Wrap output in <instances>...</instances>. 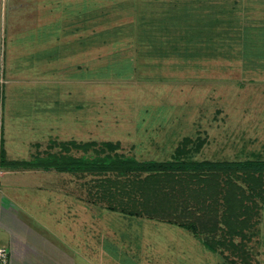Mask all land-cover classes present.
<instances>
[{"label":"rangeland","instance_id":"1","mask_svg":"<svg viewBox=\"0 0 264 264\" xmlns=\"http://www.w3.org/2000/svg\"><path fill=\"white\" fill-rule=\"evenodd\" d=\"M20 2L25 4L5 2L0 16L4 39L2 25L10 19L4 9L33 11L24 34L26 57L19 63L26 71L17 82L24 94L9 99L6 136L5 109L0 113V134L10 154L89 155L93 150H65L61 142L94 139L119 141L117 150L137 159L264 160V29L258 37L251 31L264 26V0ZM246 28L250 33L244 38ZM13 82L2 81L4 108L5 88ZM28 94L35 98L27 105L39 109L14 115ZM13 169L6 179L26 176L23 167ZM45 169L33 178L39 179L41 199L62 196L74 208H87L91 252L105 239L98 257H90L99 264H246L231 261L220 247L210 249L176 223L105 208L106 200L97 195L102 178H115L112 173ZM130 175L137 183L147 172ZM118 191L115 204L126 198ZM256 201L244 242L252 264H264V203Z\"/></svg>","mask_w":264,"mask_h":264},{"label":"trees","instance_id":"2","mask_svg":"<svg viewBox=\"0 0 264 264\" xmlns=\"http://www.w3.org/2000/svg\"><path fill=\"white\" fill-rule=\"evenodd\" d=\"M254 28L251 31L260 34L264 26ZM244 32L247 33L245 38L250 31L246 28ZM259 34L257 37L262 35ZM61 145L65 150L75 147L83 151L91 149L93 153L72 156L61 151H47L44 155L35 153L29 159H8L1 145L0 167L112 173L115 178H102L101 191L97 195L98 200H106L107 203H103L105 208L130 215L146 213L149 217L176 223L201 236L210 249L220 247L222 251L227 250L232 255L231 261L239 258L246 264H252L244 239L249 238L248 230L254 224L250 220L251 215L258 211L256 199L264 203V160L160 161L137 159L119 152V141L69 140L68 143L61 142ZM143 172H147L146 177L137 183L129 179L130 174ZM221 175H225L223 180L218 179ZM117 188L118 194L126 198L122 196L115 204L112 199L116 198ZM135 194L136 199H133ZM208 220L212 221V229L207 226ZM235 236L242 239L236 241Z\"/></svg>","mask_w":264,"mask_h":264},{"label":"crops","instance_id":"3","mask_svg":"<svg viewBox=\"0 0 264 264\" xmlns=\"http://www.w3.org/2000/svg\"><path fill=\"white\" fill-rule=\"evenodd\" d=\"M20 1L6 0L3 2V0H0V16L3 13L5 2H7V5L13 4V6L22 7L25 3ZM17 8L4 9L6 17L10 19L7 20L4 28L2 25L4 39L0 35V39L2 38V41L0 40V113L3 116L5 109V136L9 133L8 122L12 119L9 99L12 97L18 98L24 94V85L17 86L19 80L25 79L24 73H26L22 69L24 63L22 65L19 63L23 62L26 57L23 54V49L27 44L26 35H24L27 32L26 28H28L26 24L33 23V11H23L19 7ZM6 64L9 66L8 70H6ZM2 81L4 84L7 81L15 82H13L14 85L9 83L5 88L7 95L5 108ZM28 95H26L28 98L27 103L22 98L20 99L22 106L18 105L17 110H13L14 115L20 117H24V113L34 115L36 110L39 109L36 106L27 105L32 103L31 100L35 98L31 99L33 94ZM29 129L33 130V127L29 126ZM3 140L5 139L1 132L0 146L4 147L5 141L3 143ZM20 144L24 149L23 153L26 154L27 151L25 152V150L28 147L25 146L27 142ZM5 151L10 157H7L8 159L19 158L14 154V151L11 154L6 148ZM1 168L3 170L0 171V245L8 247L10 264H89L90 262L99 264V259L92 260L90 257L92 255L98 257L99 251L104 248L105 239L100 238L96 251L91 252L90 249L93 248L89 247L87 238L89 229L86 217L88 215L87 208H74L73 204H67L62 196L59 199H56V197L52 200L47 197L44 200L41 199V186L37 184L39 179L35 182L33 178L36 173V177L37 175L38 178L41 177V172L46 171L45 168L26 167L23 168L26 176L20 177V172L17 178L7 175V179L5 174L9 172L16 173L13 172L16 169ZM62 200L63 203H61ZM74 209L80 210L75 211Z\"/></svg>","mask_w":264,"mask_h":264},{"label":"built area","instance_id":"4","mask_svg":"<svg viewBox=\"0 0 264 264\" xmlns=\"http://www.w3.org/2000/svg\"><path fill=\"white\" fill-rule=\"evenodd\" d=\"M9 249L7 246L0 245V264H10Z\"/></svg>","mask_w":264,"mask_h":264}]
</instances>
